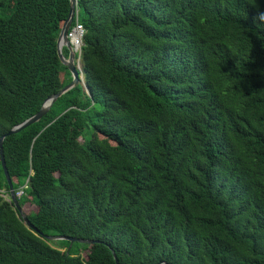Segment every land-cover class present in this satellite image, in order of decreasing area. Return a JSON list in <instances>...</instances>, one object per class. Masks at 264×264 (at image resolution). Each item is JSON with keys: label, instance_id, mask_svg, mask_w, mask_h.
<instances>
[{"label": "trees", "instance_id": "16d2710c", "mask_svg": "<svg viewBox=\"0 0 264 264\" xmlns=\"http://www.w3.org/2000/svg\"><path fill=\"white\" fill-rule=\"evenodd\" d=\"M77 9L90 93L79 83L3 146L40 231L101 241L47 240L0 192V264H118L112 249L119 264H264V0ZM69 12L0 0V136L71 81Z\"/></svg>", "mask_w": 264, "mask_h": 264}, {"label": "water", "instance_id": "95a60500", "mask_svg": "<svg viewBox=\"0 0 264 264\" xmlns=\"http://www.w3.org/2000/svg\"><path fill=\"white\" fill-rule=\"evenodd\" d=\"M77 5H78V0H70V12H69L68 17L65 19V21L62 24V27H61V30H60V33H59V36L57 39L58 55H59L62 63L65 64L69 68V70L71 71V73H72L71 81L68 82L65 86H63L58 92L49 95L45 99L44 103L42 104V106L38 112H36L35 114L26 118L22 122L14 125L6 133H3L0 136V156H1L2 165L4 168V172H5L6 178L8 180V184H9V191L8 192L3 191V193H1V194L4 195V197L6 199L13 201V203H14L16 209L18 210L19 215L22 218V220L27 224V226L32 228L37 234L41 235L42 237L46 238L47 240H69L70 241L69 248H71L72 244L75 241L93 243L96 241L99 242L101 240L93 239V238H80V237L67 235V234L43 233L42 231H40V229H38V227L30 220L27 213L24 211L23 207L21 206V204L19 202V196L17 194L16 189L14 188V183H13L12 177H11L10 172L8 170V167L6 165V159H5V155H4L3 144H4V139L8 135L17 133V132L21 131L22 129H24L25 127L29 126L30 124L41 119L42 116L48 112V110L50 109L52 104L60 96H62L64 93H66L67 91H69L70 89H72L73 87L78 85L79 83H81L84 86V89L90 93L88 86H87V83L84 79L83 67H80L78 64V62H79L78 58H80V57L76 56V49H75V47L72 43V39L70 37V30L72 29L73 20H74V18L77 17V14H78ZM64 47H67L69 49L68 55H65L63 53ZM112 251H113L114 257L116 259V262L119 264V259L115 253V250L112 249ZM163 262L166 263V261H160L158 264H162Z\"/></svg>", "mask_w": 264, "mask_h": 264}, {"label": "built area", "instance_id": "2783aa9c", "mask_svg": "<svg viewBox=\"0 0 264 264\" xmlns=\"http://www.w3.org/2000/svg\"><path fill=\"white\" fill-rule=\"evenodd\" d=\"M78 19V18H77ZM85 33L84 26L77 20L75 24H73L72 29L70 30V37L72 39V43L76 48H81L83 43V37ZM22 191H17L18 196H20Z\"/></svg>", "mask_w": 264, "mask_h": 264}, {"label": "rangeland", "instance_id": "374dc122", "mask_svg": "<svg viewBox=\"0 0 264 264\" xmlns=\"http://www.w3.org/2000/svg\"><path fill=\"white\" fill-rule=\"evenodd\" d=\"M78 61H79L78 62L79 66L80 67H83L82 59L81 58H78ZM63 73L66 74L67 72L63 71ZM0 192L3 193L1 190H0ZM35 208H36V205H34L33 203H26L23 209H25L24 211H29V210L35 209ZM86 252L87 251H83L82 254L85 256L86 255Z\"/></svg>", "mask_w": 264, "mask_h": 264}, {"label": "clouds", "instance_id": "9594fccd", "mask_svg": "<svg viewBox=\"0 0 264 264\" xmlns=\"http://www.w3.org/2000/svg\"><path fill=\"white\" fill-rule=\"evenodd\" d=\"M78 18V16L76 17ZM258 19H264V13H260L259 16H258ZM73 26V25H72ZM75 47V46H74ZM76 56H77V52H80L79 48H76ZM81 49V48H80ZM81 58V56H79ZM82 59V58H81Z\"/></svg>", "mask_w": 264, "mask_h": 264}]
</instances>
